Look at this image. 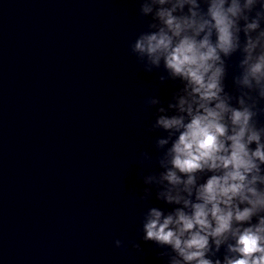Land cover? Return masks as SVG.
I'll use <instances>...</instances> for the list:
<instances>
[{"label": "water", "instance_id": "1", "mask_svg": "<svg viewBox=\"0 0 264 264\" xmlns=\"http://www.w3.org/2000/svg\"><path fill=\"white\" fill-rule=\"evenodd\" d=\"M150 21L140 0H0V264H163L142 220L176 206L144 177L183 84L132 52ZM241 59L225 58L234 104Z\"/></svg>", "mask_w": 264, "mask_h": 264}, {"label": "clouds", "instance_id": "2", "mask_svg": "<svg viewBox=\"0 0 264 264\" xmlns=\"http://www.w3.org/2000/svg\"><path fill=\"white\" fill-rule=\"evenodd\" d=\"M140 12L151 21L132 52L146 71L162 67L161 81L183 84L169 103L173 114L159 107L153 125L168 132L158 148L171 142L163 171L144 177L176 207L148 208L142 239L159 246L163 264H264V0H140ZM237 52L234 104L225 58Z\"/></svg>", "mask_w": 264, "mask_h": 264}]
</instances>
